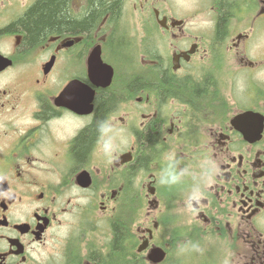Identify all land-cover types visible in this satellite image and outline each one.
Wrapping results in <instances>:
<instances>
[{
	"label": "flooded vegetation",
	"instance_id": "1",
	"mask_svg": "<svg viewBox=\"0 0 264 264\" xmlns=\"http://www.w3.org/2000/svg\"><path fill=\"white\" fill-rule=\"evenodd\" d=\"M36 1L0 0L15 9L0 16V264H116L119 252L121 264H189L203 244L204 264H219L214 243L224 264H264V0H118L89 31L28 46L6 28ZM67 7L81 18L89 3ZM155 31L165 58L149 51ZM95 51L113 69L106 87L89 78ZM137 64L165 74L163 97L125 91ZM170 172L177 182L162 183Z\"/></svg>",
	"mask_w": 264,
	"mask_h": 264
},
{
	"label": "trees",
	"instance_id": "2",
	"mask_svg": "<svg viewBox=\"0 0 264 264\" xmlns=\"http://www.w3.org/2000/svg\"><path fill=\"white\" fill-rule=\"evenodd\" d=\"M89 7L85 15L81 18L72 17L68 12L69 0H37L17 22L6 28L7 32H16L23 35V43L31 46L47 34L51 33H81L87 32L106 13H111L116 9L118 0H87ZM117 12V9H116ZM226 14L221 16L219 21V35L224 31ZM219 37V36H218ZM121 52V51H119ZM117 54H120V53ZM128 83L121 84L125 91L144 90L148 86L158 97H163L167 91V79L165 74L160 72L159 67L142 69L139 75L133 78L129 76ZM147 79V80H146ZM112 105V101L104 103L99 110V118L103 116ZM96 126H92L88 132L81 135L74 149L75 156L82 161L96 134ZM154 136L148 135L141 140L142 154L139 163L144 164L152 155L151 148ZM114 263L121 264L123 255L119 252L115 255Z\"/></svg>",
	"mask_w": 264,
	"mask_h": 264
},
{
	"label": "rangeland",
	"instance_id": "3",
	"mask_svg": "<svg viewBox=\"0 0 264 264\" xmlns=\"http://www.w3.org/2000/svg\"><path fill=\"white\" fill-rule=\"evenodd\" d=\"M8 1H10V2H12V1H14V0H8ZM177 2H179V0H176ZM9 6H12L13 4H9V3H7ZM5 11H8V12H10V11H15V9L14 8H12V7H10L9 9H7V10H2V9H0V16H2V15H6V13H5ZM127 14L129 15V16H131L130 14L133 12V10H132V7H131V4H129L128 5V8H127ZM130 20V19H129ZM194 23H197L196 21H194ZM155 33V35L156 36H154V38H155V45H153V47H152V49L151 48H149V51H151V53L153 52V53H157V54H160L161 55V58H165V56L168 54V47H167V45H166V43L165 42H162V41H160V39H159V32H157V31H155L154 32ZM152 44H153V41H152ZM155 46V47H154ZM260 47H263V50H264V33H260V31H259V48ZM133 49H136V50H138V51H141V49H138L136 46H133ZM144 51V50H143ZM260 51L261 50H259V55H261V54H263V53H260ZM124 57H130L131 56V50L129 49V50H127L126 52H120ZM136 55V57H137V59L139 58V55L138 54H135ZM117 57L115 58V63H117L116 65H120L121 67H116V70H117V73L119 74V76H120V78L121 77H123V76H126L124 73L125 72H127L129 69H127V68H125L126 66H128L127 64H125V67L123 68V61H127L128 59H119L120 57H122V56H120V55H116ZM118 56H119V58H118ZM138 61H139V59H138ZM139 64H137L136 66H134V67H131L130 68V71H131V73L133 74V75H135V74H139V73H141V71H142V68H140L139 66H138ZM242 81L243 80H241V79H239V80H237L236 81V85H237V91L238 92H240V91H242ZM202 248H201V252H198V251H191V248L190 249H188V251H190L191 253L192 252H198L197 254L196 253H194L193 254V259L194 260H192V261H190L189 262V264H204V262L206 261V258H205V255L204 254H202L205 250H206V248H207V245H206V247H205V245L203 244L202 246H201ZM220 249V247H219V245L218 244H213V245H209L208 246V251L209 250H212V253H214V254H217L215 257V260H216V262H218L219 264H224V261L222 260V258L221 257H217L218 256V250ZM190 253V254H191Z\"/></svg>",
	"mask_w": 264,
	"mask_h": 264
},
{
	"label": "water",
	"instance_id": "4",
	"mask_svg": "<svg viewBox=\"0 0 264 264\" xmlns=\"http://www.w3.org/2000/svg\"><path fill=\"white\" fill-rule=\"evenodd\" d=\"M88 64H89L88 70H89L90 80L93 83H96V85H99L102 87L108 86L111 82V78L113 75V69L101 62L100 54L98 52L95 51L92 53V56ZM98 71L102 72L101 76ZM71 90H72V85H69L67 89H65L64 93L69 92ZM153 253H155V258L152 257L153 260L156 259V262H160L163 254L159 252V250H156Z\"/></svg>",
	"mask_w": 264,
	"mask_h": 264
},
{
	"label": "clouds",
	"instance_id": "5",
	"mask_svg": "<svg viewBox=\"0 0 264 264\" xmlns=\"http://www.w3.org/2000/svg\"><path fill=\"white\" fill-rule=\"evenodd\" d=\"M105 150L107 151L109 148H111V144L110 142H106L105 145ZM179 179V177L173 173H169L168 174V179L167 180H162V183H175L177 182V180ZM192 199H197L198 200V196H193Z\"/></svg>",
	"mask_w": 264,
	"mask_h": 264
}]
</instances>
